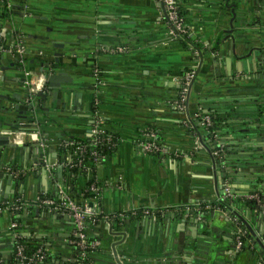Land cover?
Instances as JSON below:
<instances>
[{
	"label": "crops",
	"instance_id": "obj_1",
	"mask_svg": "<svg viewBox=\"0 0 264 264\" xmlns=\"http://www.w3.org/2000/svg\"><path fill=\"white\" fill-rule=\"evenodd\" d=\"M179 4L187 44L172 36L163 0H18L13 29L29 53L25 65L2 56L0 203L55 195L59 184L81 200L96 181L102 218L89 233L101 243L100 264H119L114 251L122 264H264V209L242 197L264 191V0ZM14 42L9 34L7 43ZM27 69L64 72L67 81L58 88L47 82L45 95L31 97ZM191 69L196 76L182 111L174 103ZM202 110L232 113L220 136L229 151L223 161L204 140ZM98 119L118 146L72 171L76 153L62 142L89 140ZM149 129L170 148L167 158L137 144ZM226 186L237 196L233 209L220 207ZM196 204L210 207V215L199 218ZM20 216L23 234L47 250L43 264H80L71 216L37 206ZM11 220L0 214L6 264L16 246ZM237 227L247 236L240 250Z\"/></svg>",
	"mask_w": 264,
	"mask_h": 264
},
{
	"label": "built area",
	"instance_id": "obj_2",
	"mask_svg": "<svg viewBox=\"0 0 264 264\" xmlns=\"http://www.w3.org/2000/svg\"><path fill=\"white\" fill-rule=\"evenodd\" d=\"M18 0H0V79L4 76V68L2 66L3 54H13L16 59L25 65L28 56V49L26 47L24 36L16 29H13L12 10L16 7ZM164 10L170 25V31L174 38H183L189 35V28L186 24L185 16L179 9L177 0H163ZM9 34H12L15 42L12 45L7 43ZM9 45V46H8ZM27 86L31 97H35L37 93L45 88L47 85V76L44 73H37L31 69H27ZM196 76L195 69L185 72L182 77L181 88L179 95L175 100V105L182 111L188 109V101L190 96L191 87ZM202 118L203 125L209 128L213 125V120L209 114L199 115ZM16 135L17 143H24L23 139ZM217 147L212 151L214 159L221 158L225 154V142L215 136ZM15 139V140H16ZM89 143L83 140L68 138L62 142L65 147L74 149L76 159L71 167L73 168H86L87 164H97L104 160L108 155L105 149H113L118 146L119 140L110 132H107L98 119L92 128V134L89 138ZM137 144L146 153L157 154L162 158H167L171 154L170 148L157 136L153 129L146 130L142 133L141 138ZM99 148H102V150ZM72 168V169H73ZM13 176H22L25 171L20 169H10ZM99 184L96 181L91 182L86 190L84 197L78 200L73 196L65 185L59 184L57 193L55 195H38L34 200H25L23 197L18 196L13 200H5L0 203V214L9 213L12 215L11 227L14 230L16 239L14 260L9 264H43L47 260V250L43 244L38 246L33 253H28L26 245L22 240L29 238L23 234L22 223L14 217L21 211L29 209L33 206L46 208L50 211H57L67 213L74 221V230L70 238V243L78 251V260L80 264H100L97 260L90 259L95 250L100 247V241L97 238L90 236V227L96 225L102 218L98 209L94 206L96 198L99 194ZM88 194V195H87ZM236 193L228 186L225 188L224 200L235 199ZM243 199L255 200L259 208L264 209V198L258 192H250L242 196ZM208 206L196 204L191 207L192 212L198 215L202 209H208ZM146 215H154L155 211L151 209H144L142 211ZM124 213H119L113 218H121ZM199 216V215H198ZM200 218V216H199ZM109 219V216L106 217ZM238 233L235 237L237 249L245 247L243 237L246 235L244 228H237ZM0 264H6L0 257Z\"/></svg>",
	"mask_w": 264,
	"mask_h": 264
},
{
	"label": "trees",
	"instance_id": "obj_3",
	"mask_svg": "<svg viewBox=\"0 0 264 264\" xmlns=\"http://www.w3.org/2000/svg\"><path fill=\"white\" fill-rule=\"evenodd\" d=\"M178 1V3H179V0H177ZM16 8V7H15ZM14 8V9H15ZM14 9L11 11L12 13H13V11H14ZM179 9H180V11H181V13L185 16V14H184V11H183V9H182V7H181V5L179 4ZM181 39V41L183 42V43H185V44H187V42H190V37H189V35H187V36H184L183 38H180ZM201 114H209V115H211V117H212V120H213V125L211 126V127H209V128H206V127H204V125H203V136H204V140H205V142H207L211 147H213L212 148V151L217 147V141H216V138H215V136H218L219 138H220V136H222V134H221V132H223L224 131V129H226V128H228L230 125H229V122H231V121H228V119H229V116L232 114L231 112H223V114H219V113H217V112H214V111H211V110H202V112H201ZM260 116H262V112L259 114ZM199 121H200V123L202 122L203 123V121H202V118L199 116ZM156 131V130H155ZM221 139V138H220ZM83 141H85V142H90L89 140H83ZM102 150V148H99V150ZM115 148H113V149H105V152L107 153V154H110V153H112L113 152V150H114ZM229 153V151H228V146H227V144L225 143V154H224V156H222L221 158H217L219 161H223V160H225L226 159V157H227V154ZM76 168H73L72 169V171H76L75 170ZM252 192H258V193H260L261 195H262V197L264 198V191L263 190H260V189H255V190H251ZM88 195V194H87ZM245 201L247 202V204L249 205V206H251V207H253V208H257V209H260L259 208V205L256 203V201L255 200H248V199H245ZM230 204H233L232 203V200H227L225 203H221V208H228V205H230ZM217 205V204H216ZM201 212L204 214V215H206V217H208L209 215H210V209H202L201 210ZM15 219H17V220H19L20 222L22 221L21 220V216H20V213L19 214H17L15 217H14ZM206 224L208 223V222H205ZM238 228V227H237ZM237 228H235V233L233 234V238L235 239V237H236V235H237V233H238V230H237ZM246 238H247V236L245 235L244 237H243V240L244 241H246ZM22 242H24L25 243V245H26V250H27V252L28 253H33L34 252V250H36V248L38 247V246H40L41 245V243H39V242H37L36 240H33L32 238H24L23 240H22ZM245 247H243V249H244ZM97 251H99V249L98 250H95V252H94V254H93V256H90V259H92V260H96V258H95V253L97 252Z\"/></svg>",
	"mask_w": 264,
	"mask_h": 264
},
{
	"label": "water",
	"instance_id": "obj_4",
	"mask_svg": "<svg viewBox=\"0 0 264 264\" xmlns=\"http://www.w3.org/2000/svg\"><path fill=\"white\" fill-rule=\"evenodd\" d=\"M67 78L64 74V72H54L51 73L47 76V82L49 83L51 88H58L61 86V83L66 82ZM56 92H54L53 94L55 95ZM40 95H45L43 93V91L39 92ZM229 209H233L231 205H228ZM241 217V216H240ZM242 218V217H241ZM262 244V243H261ZM263 245V244H262ZM114 254L116 256V260L119 262V264H122V262L119 260V258L117 257V252L114 251Z\"/></svg>",
	"mask_w": 264,
	"mask_h": 264
},
{
	"label": "rangeland",
	"instance_id": "obj_5",
	"mask_svg": "<svg viewBox=\"0 0 264 264\" xmlns=\"http://www.w3.org/2000/svg\"><path fill=\"white\" fill-rule=\"evenodd\" d=\"M189 71V70H188ZM217 161H219L218 159H217ZM231 200H234V199H231ZM248 200H251V199H248Z\"/></svg>",
	"mask_w": 264,
	"mask_h": 264
}]
</instances>
